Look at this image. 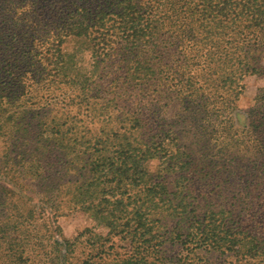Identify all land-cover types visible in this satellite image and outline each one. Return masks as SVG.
<instances>
[{
	"label": "trees",
	"instance_id": "trees-1",
	"mask_svg": "<svg viewBox=\"0 0 264 264\" xmlns=\"http://www.w3.org/2000/svg\"><path fill=\"white\" fill-rule=\"evenodd\" d=\"M66 38L87 40L91 74L64 72ZM263 53L264 0H0V264H156L153 228L167 218L183 242L254 264L262 222L239 227L264 217V91L247 112L255 186L217 211L186 198L222 170L230 114ZM64 208L130 249L101 243L97 261L73 262Z\"/></svg>",
	"mask_w": 264,
	"mask_h": 264
},
{
	"label": "rangeland",
	"instance_id": "rangeland-1",
	"mask_svg": "<svg viewBox=\"0 0 264 264\" xmlns=\"http://www.w3.org/2000/svg\"><path fill=\"white\" fill-rule=\"evenodd\" d=\"M61 52L64 59L63 70L66 74H75L78 76L91 74L93 62L87 40L83 38H66L61 46ZM260 63L264 67V53ZM263 88L264 71L259 74H249L245 77L243 92L230 114L231 127L229 135L226 136L223 134L225 140L221 147L224 151H222L219 163L216 166V168L220 167V170H222L220 173L214 174V178L209 180L208 184L196 180L190 185V195L196 196L197 199L193 200V198H186V200L190 201L192 204L188 207V210L192 209L193 211L194 209L197 213L210 209L217 211L221 207L220 204L226 208H234V198L243 197L248 188L255 186L257 180H251L246 176V171L258 173L253 167L249 168L251 165L250 160L253 158V154H251L252 150L246 152L247 112L254 104L255 95L257 93H262V91H264ZM2 140L3 137H0V153L3 149ZM226 142L227 144H225ZM234 155L237 159L232 160L231 156ZM158 165L159 161L157 159H152L148 161L145 166L150 174H155ZM222 165L223 167H221ZM232 167L235 171L228 172ZM246 180H248L250 184L247 188L244 187ZM167 182L170 184L168 185L167 183V186L171 187L172 179L170 177H167ZM255 194H257L256 191H253L251 196H256ZM254 203L259 204V200L256 199ZM235 213L236 211H234V214ZM256 218L257 219L253 221V219L247 216L241 217L243 224L239 229L241 230L248 226V229L252 230L254 222L261 221L262 224H260L259 227L263 229H261V236L264 238V217L259 218L257 216ZM165 221H167L166 226L163 220L161 225L157 228H153L154 232L152 233L153 238H151V243L160 242L157 248V254H152V258H154V256L160 258L156 261V264H181L180 262H183V264L245 263L244 257L241 258L240 256L239 260L238 257L232 256L231 252H223V249H203L202 247L196 246L195 243L183 242L185 238H176L175 234L172 233L174 220L172 222L167 218ZM56 224L60 227L62 235L74 244L72 246L73 250L70 253V258L73 262L80 263L86 257L90 258L93 262L97 261V253L102 254L97 250V246L101 243H104L105 246L111 243L114 251L119 253H123L130 249V240L120 234L111 236L108 242H103V239L107 237V227L96 215H92L86 210L64 208L60 215L56 217ZM233 224H235V222ZM236 224H240L237 218ZM257 227H255V230ZM248 247L249 243H244L241 250L246 252ZM147 253L149 252H145V255ZM146 256L148 259L151 258L150 254ZM254 260V264H264V251L261 255L255 256Z\"/></svg>",
	"mask_w": 264,
	"mask_h": 264
}]
</instances>
